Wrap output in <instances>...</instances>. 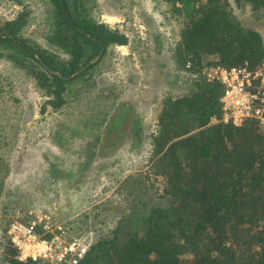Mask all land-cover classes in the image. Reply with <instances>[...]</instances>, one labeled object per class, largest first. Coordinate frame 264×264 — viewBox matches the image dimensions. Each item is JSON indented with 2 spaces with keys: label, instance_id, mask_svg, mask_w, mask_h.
Here are the masks:
<instances>
[{
  "label": "trees",
  "instance_id": "obj_1",
  "mask_svg": "<svg viewBox=\"0 0 264 264\" xmlns=\"http://www.w3.org/2000/svg\"><path fill=\"white\" fill-rule=\"evenodd\" d=\"M234 2L264 8V0ZM165 3L180 23L172 54L175 97H163L154 128L133 125L138 149L145 142L149 148L147 172L127 176L82 213L74 236L87 237L90 245L78 264H264V127L255 119L239 126L224 122L223 87L207 77L216 66L256 69L264 62L262 38L238 21L228 0ZM47 4L46 41L64 59L24 38L28 12L0 19V59L23 70L43 92L41 114L63 112L67 84L105 60L109 49L128 44L123 33L86 18L79 0ZM100 45V58L68 80L97 58ZM107 90L100 96L116 101L118 95ZM1 103L0 115L8 120ZM17 110L12 114L18 118ZM104 120L92 129L100 131ZM151 179L158 187L146 184ZM10 223L0 227V264H38L16 259Z\"/></svg>",
  "mask_w": 264,
  "mask_h": 264
},
{
  "label": "rangeland",
  "instance_id": "obj_2",
  "mask_svg": "<svg viewBox=\"0 0 264 264\" xmlns=\"http://www.w3.org/2000/svg\"><path fill=\"white\" fill-rule=\"evenodd\" d=\"M79 1L86 18L123 33L128 44L109 49L105 60L67 84L68 105L60 114H41L43 92L23 70L0 59V103L8 111V120L0 115V227H6L7 220H41L48 231L55 233L59 226L74 237L82 213L113 194L127 176L144 177L149 148L145 142L138 149L142 144L132 139L133 125L154 128L159 103L176 91L172 54L180 23L165 0ZM228 2L238 21L260 34L264 45V8ZM48 8L47 0H0V19L28 12L24 38L64 59L65 54L46 41ZM102 89L117 94L116 101L100 96ZM14 110H21L18 118ZM120 114L128 115L125 121ZM103 118L101 140L92 148L88 135ZM63 121H69L66 131L75 137L62 138L58 147ZM86 123L93 134L83 130ZM146 184L158 187L153 179Z\"/></svg>",
  "mask_w": 264,
  "mask_h": 264
},
{
  "label": "built area",
  "instance_id": "obj_3",
  "mask_svg": "<svg viewBox=\"0 0 264 264\" xmlns=\"http://www.w3.org/2000/svg\"><path fill=\"white\" fill-rule=\"evenodd\" d=\"M207 77L223 87L219 100L224 122L239 126L255 119L264 127V62L254 70L216 66L208 71ZM43 224L41 220L10 223L8 241L19 262L78 264L85 257L90 245L87 237H67L61 227L54 233Z\"/></svg>",
  "mask_w": 264,
  "mask_h": 264
},
{
  "label": "crops",
  "instance_id": "obj_4",
  "mask_svg": "<svg viewBox=\"0 0 264 264\" xmlns=\"http://www.w3.org/2000/svg\"><path fill=\"white\" fill-rule=\"evenodd\" d=\"M53 112V111H52ZM58 114H60V111H58L57 112ZM45 114V113H44ZM63 122H65V123H63ZM63 122H61L62 123V127H63V135H62V137H59L58 136V134H57V140L59 141V142H57V146L59 147L60 145H62L64 142H63V140H62V138H64V141H70V139H68V136H73V137H75V133H72V132H69V130L68 131H66L67 129H69V125H71L70 123H69V121H63ZM83 130H87V131H89V128H88V126L87 127H85L84 126V129ZM93 130V129H92ZM89 132H91V131H89ZM102 132V128H101V130L100 131H96L94 134H93V132H91L93 135H88L89 137H90V140H92L93 141V145H92V148H94V147H96V145H97V143L98 142H100V138H101V135H100V133ZM65 135V136H64ZM61 136V135H60ZM69 166H71V165H69ZM70 217L68 216L67 217V219H69Z\"/></svg>",
  "mask_w": 264,
  "mask_h": 264
},
{
  "label": "water",
  "instance_id": "obj_5",
  "mask_svg": "<svg viewBox=\"0 0 264 264\" xmlns=\"http://www.w3.org/2000/svg\"><path fill=\"white\" fill-rule=\"evenodd\" d=\"M65 12H66L67 16H69L68 13H67V10H66V9H65ZM102 52H103V47L100 45V51H99L98 56H97L96 59H99V58H100V56L102 55ZM36 58H37V56H36ZM37 59H38V58H37ZM92 64H93V61H91V62L85 64L83 67L80 68V70H79L78 72H76V73L73 74L72 76L68 77L67 79H68V80H71L74 76L80 74L81 72H83L85 69H87V68H88L90 65H92Z\"/></svg>",
  "mask_w": 264,
  "mask_h": 264
}]
</instances>
